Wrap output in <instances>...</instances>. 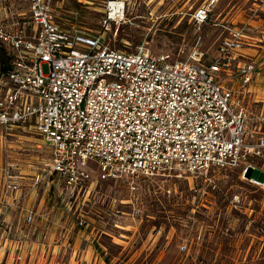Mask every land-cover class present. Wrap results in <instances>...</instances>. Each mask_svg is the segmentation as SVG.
<instances>
[{
  "label": "built area",
  "instance_id": "1",
  "mask_svg": "<svg viewBox=\"0 0 264 264\" xmlns=\"http://www.w3.org/2000/svg\"><path fill=\"white\" fill-rule=\"evenodd\" d=\"M113 1L102 30L91 32L69 23L55 0H0V47L12 65L1 78L0 139L34 135L51 150L32 191L23 192L7 168L0 224L10 226L9 213L20 210L24 223L34 225L37 211L24 202L51 176L75 200L90 193L94 176L124 179L136 190L140 183L206 181L241 170L254 187L264 188V179L253 177L257 169L264 172L255 165L264 162V112L255 116L258 129L249 131L245 105L258 66L243 61L244 51L259 44L249 22L212 21L224 34L214 60L206 63L199 47L179 59L155 54L145 43L135 49L110 45L105 35L111 22H119L108 13ZM217 3L209 0L193 11L194 25L209 22ZM263 8L264 0H255L249 21ZM86 222L82 217L78 225Z\"/></svg>",
  "mask_w": 264,
  "mask_h": 264
},
{
  "label": "rangeland",
  "instance_id": "2",
  "mask_svg": "<svg viewBox=\"0 0 264 264\" xmlns=\"http://www.w3.org/2000/svg\"><path fill=\"white\" fill-rule=\"evenodd\" d=\"M117 1L125 3V16L110 23V35H105L110 45L135 49L145 43L155 54L179 59L199 47L206 63L214 60L224 35L212 21L240 26L253 6V0H218L210 21L196 26L191 15L209 0ZM64 2L61 14L69 23L91 32L102 30L108 0ZM3 67H8V57L0 48V75ZM43 71L49 67L44 65ZM257 83L258 98L264 100L263 74ZM5 89L6 81L0 78V95ZM248 101L247 96L245 105L255 111L250 131L256 125L258 129L259 122L257 104ZM50 153L38 136L0 139V192L8 167L20 189L32 191L34 175L42 171ZM253 177L263 180L264 172L257 169ZM95 178L90 193L76 200L61 192L57 177L43 180L25 200L39 209L37 223L26 225L20 210H13L10 226L0 224V236L10 238L6 246L0 242V260L9 256L8 264H264V188L254 187L241 170L215 173L206 181L140 183L136 190L124 179ZM168 186L171 195L165 193ZM82 217L87 222L81 227Z\"/></svg>",
  "mask_w": 264,
  "mask_h": 264
},
{
  "label": "crops",
  "instance_id": "3",
  "mask_svg": "<svg viewBox=\"0 0 264 264\" xmlns=\"http://www.w3.org/2000/svg\"><path fill=\"white\" fill-rule=\"evenodd\" d=\"M254 1L253 0V4H254ZM55 4H56V8L61 12L63 10H61L62 6L65 4L64 0H55ZM251 8L252 6L250 7V12H251ZM263 11H264V8H263ZM252 13V12H251ZM251 15V14H250ZM249 15V17H250ZM249 17L247 18V20L243 23H248L249 22V25L252 27V31H251V34L252 36L257 39L259 41V44H256L254 46H251L250 48H247L245 51H244V60L243 61H246V62H251V61H255L258 63V66H257V69H256V72L254 73L255 76H254V80L252 81V84L249 86V91L247 93V96L249 98V101L247 103H256L257 105H255L257 108V112H256V115H259L261 112H264V100L262 99H259V95H260V92L259 90L257 89L256 87V84L258 82V79H259V75L260 74H263L264 75V58L262 56V49L264 48V12L261 14L260 17H256L252 20L249 21ZM258 84V83H257ZM249 109V108H248ZM253 112H255L254 110H252V113L250 112L249 110V113L250 115L253 114ZM257 118V117H256ZM34 136V135H33ZM36 137V136H35ZM34 175V174H33ZM33 195V194H32ZM30 197V196H29ZM31 198V197H30ZM24 205L27 207V208H34L36 211H37V214L39 212V209L38 208H35L34 206H30L29 204H25L24 202ZM38 218V216H37ZM36 218V220H37ZM24 221V220H23ZM38 221V220H37ZM36 221V223H37ZM0 242H4V245L3 246H6L8 241L5 239V238H2L0 239ZM12 244V243H11ZM61 247V246H60ZM63 247V246H62ZM10 250V248H8ZM55 250V248H54ZM65 250V249H64ZM7 251V250H6ZM66 251V250H65ZM4 252V251H3ZM6 255V252L5 254ZM8 257L7 256L4 260H0V263L1 262H6L8 264ZM54 258V257H53ZM98 264H103V261H100L98 262Z\"/></svg>",
  "mask_w": 264,
  "mask_h": 264
},
{
  "label": "bare ground",
  "instance_id": "4",
  "mask_svg": "<svg viewBox=\"0 0 264 264\" xmlns=\"http://www.w3.org/2000/svg\"><path fill=\"white\" fill-rule=\"evenodd\" d=\"M125 3L122 1H113L110 4L109 15L111 17H124Z\"/></svg>",
  "mask_w": 264,
  "mask_h": 264
},
{
  "label": "trees",
  "instance_id": "5",
  "mask_svg": "<svg viewBox=\"0 0 264 264\" xmlns=\"http://www.w3.org/2000/svg\"><path fill=\"white\" fill-rule=\"evenodd\" d=\"M0 48H3V47H0ZM5 51H6L7 57H8V67H3V73L0 75V78H3V76L7 75L9 73V71L12 69L11 58H10V56L8 54V51L7 50H5Z\"/></svg>",
  "mask_w": 264,
  "mask_h": 264
}]
</instances>
